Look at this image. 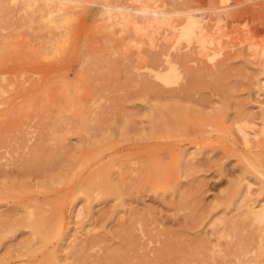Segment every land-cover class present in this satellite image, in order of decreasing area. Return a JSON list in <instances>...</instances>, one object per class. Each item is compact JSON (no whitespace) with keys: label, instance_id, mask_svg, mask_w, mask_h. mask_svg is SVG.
Here are the masks:
<instances>
[{"label":"rangeland","instance_id":"1","mask_svg":"<svg viewBox=\"0 0 264 264\" xmlns=\"http://www.w3.org/2000/svg\"><path fill=\"white\" fill-rule=\"evenodd\" d=\"M186 15L204 36L180 38ZM263 48L264 0H0V264L92 263L122 224L129 255L165 240L156 264H234L228 226L264 204ZM95 168L123 194L86 187ZM56 207L47 241L23 227Z\"/></svg>","mask_w":264,"mask_h":264},{"label":"bare ground","instance_id":"2","mask_svg":"<svg viewBox=\"0 0 264 264\" xmlns=\"http://www.w3.org/2000/svg\"><path fill=\"white\" fill-rule=\"evenodd\" d=\"M70 1H74V0H70ZM260 1V0H259ZM30 4V3H29ZM33 4V3H32ZM226 4V3H225ZM31 5V4H30ZM29 5V6H30ZM106 6V5H105ZM106 7H108V6H106ZM239 7V6H238ZM249 7H251V6H249ZM149 8V6L147 5V4H143V7L139 10V12H142V13H150V12H148L147 11V9ZM183 8V7H182ZM185 8V7H184ZM229 9L231 8V7H228ZM253 8V7H252ZM58 9H60V8H58ZM182 10H184V12H185V14H188V11H187V13H186V9H182ZM244 10V9H243ZM243 10H242V12H243ZM209 11V10H208ZM183 12V13H184ZM191 12H192V10H191ZM190 11H189V13H191ZM249 12V11H248ZM175 13V12H174ZM183 13H180V14H183ZM241 13V11L240 10H236V11H230L229 12V14L228 13H225L226 15L228 14V16L230 17V18H236V16L238 17V15H241L240 14ZM244 14H245V11L243 12ZM179 14V13H178ZM155 15H163V13H155ZM170 15V14H169ZM218 15V14H217ZM146 18V17H145ZM234 18V19H235ZM239 18V17H238ZM146 19H148V18H146ZM153 19H155V18H153ZM179 20L181 19V18H178ZM233 19V20H234ZM176 20V19H175ZM182 20H183V18H182ZM236 20H237V18H236ZM234 22H236L235 20H234ZM238 22H239V20H238ZM183 23V21L181 22V24ZM147 24V23H146ZM176 27V26H175ZM139 32H141V31H139ZM206 33V31H205V29L195 20V18H194V16H192V15H186V22H185V25L182 27V29H181V32H180V38H183V39H185V40H187V41H190L192 38H194V37H196V36H204V34ZM174 37V36H173ZM176 38V37H175ZM203 42H205V40H203L202 41V43ZM210 43H212V41L210 40L209 41ZM174 43V42H173ZM207 46V45H206ZM166 53V52H165ZM167 53H168V51H167ZM262 56H263V61H264V48H263V51H262ZM177 55H178V53H177ZM159 56V55H158ZM162 56V55H161ZM172 56V55H171ZM180 57L179 58H183L185 61H186V58H187V54L185 53V55H182V54H180L179 55ZM160 57V56H159ZM155 58V60H157V57H154ZM153 58V59H154ZM174 57H172V59H173ZM178 58V57H177ZM179 61L181 60V59H178ZM177 60V61H178ZM194 60H195V58H194ZM193 60V61H194ZM196 60H197V58H196ZM200 60V59H199ZM176 61V60H175ZM179 61H178V63H179ZM182 61V63L184 64V67L186 66L185 65V63L186 62H183V60H181ZM181 61H180V63H181ZM166 62L167 63H169L170 64V62L168 61V59H166ZM157 63V62H156ZM149 64H150V62H149ZM161 64V63H160ZM163 64V63H162ZM158 66V65H157ZM170 69V71H168L165 75H163V76H159V75H156L158 78H160L161 79V81H163L164 83H168L169 81H170V77H169V73L172 71V69L173 68H169ZM168 69V70H169ZM155 91V90H154ZM161 92V91H160ZM156 94H158L157 92H156ZM164 107V106H163ZM171 107V106H170ZM169 106H168V108H170ZM174 107H175V105H174ZM160 108H161V106H160ZM167 108V109H168ZM177 108V107H176ZM156 109V108H155ZM162 109V108H161ZM172 109H173V106H172ZM157 110V109H156ZM155 110V111H156ZM159 110V109H158ZM164 110V109H163ZM169 111H170V109H169ZM187 111V110H186ZM163 113H164V111H163ZM155 115H156V113H155ZM159 115V114H158ZM157 115V116H158ZM162 115V114H161ZM176 115V114H175ZM156 116V117H157ZM176 117V116H175ZM155 118V117H154ZM165 118V117H164ZM165 119H167V117L165 118ZM172 119H173V117H172ZM172 119H170V120H172ZM177 119H179L178 117L176 118V120ZM185 119V118H184ZM168 120V119H167ZM157 121V120H156ZM174 122H175V120H173ZM179 121H183V120H178V122ZM185 121V120H184ZM219 121V120H218ZM221 121V120H220ZM155 122V121H154ZM161 122V121H160ZM177 122V123H178ZM186 122H187V120H186ZM191 122V121H190ZM197 122V121H196ZM156 123V122H155ZM154 123V124H155ZM164 123V122H163ZM162 123V124H163ZM166 123H168V121L166 122ZM204 123V122H203ZM165 124V123H164ZM169 124V123H168ZM183 124V123H182ZM156 125V124H155ZM154 125V126H155ZM174 125H179V124H174ZM212 125V124H211ZM159 126H160V124H159ZM166 126H168V125H166ZM187 126V125H186ZM179 127V126H178ZM166 128V127H165ZM168 128H170V127H168ZM171 129V128H170ZM176 129V128H175ZM237 132L239 133V134H241L242 136H243V138L246 140V136H247V133L244 131V129L242 128V127H240V126H238L237 128ZM161 130V129H160ZM166 131V130H165ZM174 131V130H173ZM163 132V131H162ZM96 146V145H95ZM263 151V150H262ZM264 153V152H263ZM88 154V153H87ZM261 154V153H260ZM89 156V155H88ZM92 157V159H93V156H91ZM88 158V157H87ZM72 160H74V159H72V157H71V162H73ZM264 161V160H263ZM70 162V163H71ZM112 165V164H111ZM115 165L113 164V167H114ZM144 166V165H143ZM249 167H250V169H252V170H254V172L256 173V174H259L260 175V172L259 171H257L256 169H255V167L253 166V165H251V164H249L248 165ZM154 167V166H153ZM107 168V167H106ZM105 168V169H106ZM112 168V167H111ZM143 167H140V169L139 170H144V168L142 169ZM98 168H95L94 169V174H93V176H91L90 177V180L87 182V183H89L88 184V186L87 185H85L86 187H90V185H94V187L97 189V190H99L100 192V194H103V193H109V192H111V193H114V194H116V195H122L123 193L121 192V190L120 191H118L119 190V187H117V186H120V185H117V183H113L112 182V184H116L115 186L117 187V189L118 190H116V188L115 187H112V185H111V181H112V179H110V177H109V175H108V173H104L105 175L102 177V176H98L99 175V172H101V171H99L98 173H96V170H97ZM104 169V168H103ZM102 169V170H103ZM104 169V170H105ZM110 168H108V170H109ZM99 170H101V169H99ZM107 170V169H106ZM133 170V169H132ZM131 170V171H132ZM110 171V170H109ZM135 171V170H134ZM136 171H137V169H136ZM146 171V170H145ZM103 172H106V171H103ZM122 172H123V170H122ZM155 172V171H154ZM156 172H157V170H156ZM125 173V172H124ZM138 174H139V172H137ZM253 173V172H252ZM57 174H60V173H57ZM118 174V173H117ZM122 173L120 172V174L118 175L119 177H120V175H121ZM131 174V173H130ZM146 174V173H145ZM162 174H164V172L162 173ZM101 175H103V174H101ZM111 175H113L111 172H110V176ZM128 175V174H127ZM143 175V174H142ZM150 175V174H149ZM165 175V174H164ZM163 175V176H164ZM55 176H57V177H55V178H53L52 177V179H59V177H60V175L58 176V175H55ZM148 176V175H147ZM159 176V175H158ZM157 176V177H158ZM88 177V176H87ZM112 177V176H111ZM119 177H117L118 179H119ZM149 177V176H148ZM162 177V176H161ZM144 178V177H143ZM117 179V180H118ZM136 179V178H135ZM142 179V178H141ZM158 179H161L160 177L158 178ZM111 180V181H110ZM122 180V179H121ZM125 180V179H124ZM129 180V179H128ZM131 180V179H130ZM87 181V180H86ZM114 181V180H113ZM164 181V180H163ZM84 182H85V180H84ZM115 182H118V181H115ZM124 181L122 180V183H123ZM143 182V181H142ZM86 183V182H85ZM121 183V182H120ZM122 183H121V187H124V186H122ZM137 184V183H136ZM90 188H92V186L90 187ZM125 188V187H124ZM142 188V187H141ZM86 189V191H93V189H90V190H88V188H85ZM92 191H91V193H92ZM96 191V190H95ZM94 191V192H95ZM118 191V192H117ZM119 193V194H117V193ZM88 193H90V192H88ZM90 193V194H91ZM122 193V194H121ZM98 194V193H97ZM99 194V195H100ZM125 194V193H124ZM92 195V194H91ZM87 196H90L89 194L87 195ZM93 196V195H92ZM92 196H90V197H92ZM117 199H119V197L117 198ZM116 199V200H117ZM246 206V205H245ZM59 208L60 207H56V208H53V209H55L54 210V212H53V214H52V212H50L49 214H46L47 212H44V213H41V212H39V213H37L36 215H31V216H28V217H25L24 219H23V221H22V225H23V227H25V228H29L30 230H31V236H37V237H39V238H41L42 239V241H47L49 238H48V231H46V228L47 227H51L52 225H53V220L56 218V216H57V214H58V212H59ZM41 213V214H40ZM240 214V213H239ZM238 214V215H239ZM242 215V214H241ZM55 217V218H54ZM237 217V216H236ZM54 218V219H53ZM241 219H240V221H241V223H234V222H232L231 224H229V228L232 230V232H233V235H228V238L230 239L229 241H230V245H231V242H232V237H234V238H236V239H238L237 241H236V245H233V246H230V247H236V246H241V247H239L238 248V251L237 250H234V248L232 249L233 251H231L230 249V247L228 246V248H229V251H227V250H218V254H220L222 257H227L228 255H233L234 257H233V259H234V261H231V259H230V261L231 262H234V264H259V263H261V261H257V258L256 257H258V256H260L261 254H263L264 253V204L262 205V206H259V209L257 210V209H255L254 207H250V205H247V210H246V212H245V214L242 216V217H240ZM130 219V218H129ZM132 219V218H131ZM130 219V220H131ZM193 219V218H192ZM237 220V219H236ZM134 221V220H133ZM139 221V220H138ZM144 221V220H143ZM149 221V220H148ZM233 221V220H232ZM239 220L237 221V222H240ZM246 221L248 222L249 221V224H253V225H255V226H257L256 224H258V226H257V230H255V231H253L254 233H252V232H249L248 230H246L245 229V225L247 224L246 223ZM155 222V221H154ZM124 223V222H123ZM125 223H126V221H125ZM256 223V224H255ZM130 224V223H129ZM132 224V223H131ZM135 224V223H134ZM245 224V225H244ZM122 225H124V228L126 227L125 226V224H122ZM127 225H128V223H127ZM226 225V224H225ZM119 226H120V224H119ZM227 227V228H228ZM251 226H249V228H250ZM254 227V226H253ZM121 228V227H120ZM120 228H119V231H120V233H119V235L121 236V243H120V241H118L119 243V248H121V249H119V248H117V251L119 250L120 252H122V253H120V254H118V252L117 251H115L116 249H114V252H112V253H107V255H105L104 257H101L100 259H99V257L98 256H95V258L97 257L98 259V261H95L94 259H91L92 260V263H90V261H88L87 260V258L88 259H90V257H92V255H90L89 256V254L90 253H88V250H90L89 248H88V244L86 243L85 245H77L78 246V249L76 248V254L78 253V254H80V255H82V256H80L81 258L80 259H82V257H83V259H84V262L87 260V263L86 264H114L113 262H118L117 264H130V263H128V262H130V261H128V258L129 259H133V260H135V263L134 264H156V261H159V257L161 256V252H160V250L163 248V246H164V248L166 247V248H168L169 246H166V244H165V240H164V242H162V244H161V246H160V248H158V249H156L155 250V252H153V256H149L148 254H146L145 252L143 253V254H138V252H137V254H134V255H129V252L127 253L126 251H139L140 249H142L143 250V247H141V245L140 244H136V239L138 240V238H133L129 233H128V231H126V230H124V228H123V230L121 231L120 230ZM228 228V229H229ZM126 229V228H125ZM141 230H142V228H141ZM132 231V230H131ZM130 231V232H131ZM159 231V230H158ZM242 231H244V234H241V232ZM231 232V231H230ZM122 233V234H121ZM144 233H146V232H144ZM162 233V232H161ZM160 233V234H161ZM148 233H146L145 235H147ZM151 232H150V235H147L148 237H149V241H152L153 239L152 238H154V237H152L151 236ZM229 234V233H228ZM242 235L241 237H240V235ZM118 235V236H119ZM136 235V234H135ZM152 235H154V234H152ZM157 235H158V232H157ZM238 235H239V237H238ZM155 236V238H156V234L154 235ZM165 236V235H164ZM137 237V236H136ZM141 236L139 235V238H140ZM147 237V238H148ZM141 239H142V237H141ZM141 239H139V240H141ZM152 239V240H151ZM162 240V239H161ZM160 240V241H161ZM153 241H155V239L153 240ZM152 241V242H153ZM159 241V240H158ZM159 241V243H161ZM255 241H256V246H257V248H253L252 250H250L249 251V248H248V246L249 245H251V243L252 242H254V244H255ZM140 242V241H139ZM155 242H157V241H155ZM88 243H90V242H88ZM93 246H92V245ZM117 244V245H118ZM141 244H143V243H141ZM148 244V243H147ZM226 244V243H225ZM90 245H91V247L93 248V247H97L98 245H94L93 244V242L92 243H90ZM216 245V244H215ZM144 246V245H143ZM146 247H147V245H145ZM227 246V245H226ZM253 247V246H252ZM92 248H91V250H92ZM151 248V247H150ZM110 249V248H109ZM108 249V250H109ZM203 249H205V248H203ZM236 249H237V247H236ZM95 250V249H94ZM110 250H113V249H110ZM141 250V251H142ZM144 251V250H143ZM210 251V250H209ZM253 251V252H252ZM150 252V251H149ZM253 253V255L252 256H250L249 254L250 253ZM132 253H134V252H132ZM103 254V253H102ZM104 254H106V253H104ZM103 254V255H104ZM122 254V255H121ZM75 255V254H74ZM95 255V254H94ZM93 255V256H94ZM262 256V255H261ZM261 256H260V258H261ZM49 257V258H48ZM116 257H118V261L117 260H114V259H116ZM78 258V257H77ZM94 258V257H93ZM262 258H263V256H262ZM86 259V260H85ZM213 259V257L211 258V260ZM215 259V258H214ZM232 259V260H233ZM229 260V259H228ZM22 261V260H21ZM78 261H80V260H78ZM83 261V260H82ZM128 261V262H127ZM25 262V261H24ZM24 262H21L20 264H24ZM18 263V262H17ZM26 263V262H25ZM81 263V262H80ZM131 263H132V261H131ZM227 263V262H226ZM229 263V262H228ZM27 264V263H26ZM37 264H56V263H54L53 262V256H47L46 258H45V260H42V261H40V262H38ZM81 264H83V263H81ZM231 264V263H230Z\"/></svg>","mask_w":264,"mask_h":264}]
</instances>
